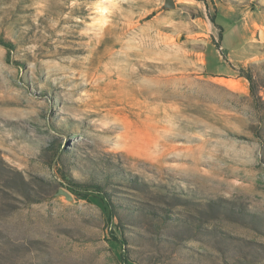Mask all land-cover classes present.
I'll return each mask as SVG.
<instances>
[{"label":"rangeland","instance_id":"rangeland-1","mask_svg":"<svg viewBox=\"0 0 264 264\" xmlns=\"http://www.w3.org/2000/svg\"><path fill=\"white\" fill-rule=\"evenodd\" d=\"M167 1L0 0V264H264V0Z\"/></svg>","mask_w":264,"mask_h":264},{"label":"trees","instance_id":"trees-1","mask_svg":"<svg viewBox=\"0 0 264 264\" xmlns=\"http://www.w3.org/2000/svg\"><path fill=\"white\" fill-rule=\"evenodd\" d=\"M216 16H217V12L215 11L214 14L209 17V20H210L211 24L218 29L217 45L220 48L221 47V41L223 39V28L216 24V22H215ZM0 46L5 48L7 51H11L13 49V46L9 42H4L2 40H0ZM241 75H243L249 81V83L252 82V78L250 76H247L244 73H242ZM249 90H250L251 96L254 97L257 95V92L254 90L253 87L250 86ZM61 179L65 182V186H66L68 191H70L71 193H73V194H75V195H77L83 199L86 198V196H84L83 192H86L87 190H89V191L91 190V189L87 188V186H85L84 183L74 182V180H72L71 178L67 177L64 174H61ZM92 193L96 194L103 201V203L107 207L108 221L112 223L113 218L115 216V214H114L115 212H114V208H113L111 201L107 198L106 194L103 193L102 190H99L98 188L94 189L92 191ZM112 236H113L112 239L115 242V244L122 247L121 249L123 250L124 249L123 247L125 246L124 240L119 239L115 234H112Z\"/></svg>","mask_w":264,"mask_h":264},{"label":"crops","instance_id":"crops-1","mask_svg":"<svg viewBox=\"0 0 264 264\" xmlns=\"http://www.w3.org/2000/svg\"><path fill=\"white\" fill-rule=\"evenodd\" d=\"M233 25H235L236 27H238V29L240 31H242V33H246L247 34V32L245 31L246 28L244 26H241L240 22L237 19H236V22ZM249 41H250V37H247V38H245L243 40V42L238 47V49L230 50L228 53H225L226 56H227V61L233 62V59L231 58V55L230 54H233L234 52H243V50H245L248 47ZM217 61L219 63L218 64V67L213 72L216 73V74H229V70H231V69L229 68V70H228L227 64L225 66V64H223L221 60H217Z\"/></svg>","mask_w":264,"mask_h":264},{"label":"water","instance_id":"water-1","mask_svg":"<svg viewBox=\"0 0 264 264\" xmlns=\"http://www.w3.org/2000/svg\"><path fill=\"white\" fill-rule=\"evenodd\" d=\"M167 3H170V0L167 1ZM58 194H64L68 200H70V196L66 194L63 190H59Z\"/></svg>","mask_w":264,"mask_h":264},{"label":"bare ground","instance_id":"bare-ground-1","mask_svg":"<svg viewBox=\"0 0 264 264\" xmlns=\"http://www.w3.org/2000/svg\"><path fill=\"white\" fill-rule=\"evenodd\" d=\"M125 42V41H124ZM123 44V43H122ZM124 45V44H123Z\"/></svg>","mask_w":264,"mask_h":264}]
</instances>
